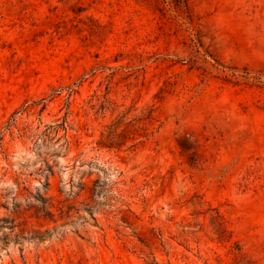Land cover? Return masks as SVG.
Wrapping results in <instances>:
<instances>
[{
    "label": "rangeland",
    "instance_id": "rangeland-1",
    "mask_svg": "<svg viewBox=\"0 0 264 264\" xmlns=\"http://www.w3.org/2000/svg\"><path fill=\"white\" fill-rule=\"evenodd\" d=\"M0 264H264V0H0Z\"/></svg>",
    "mask_w": 264,
    "mask_h": 264
},
{
    "label": "trees",
    "instance_id": "trees-1",
    "mask_svg": "<svg viewBox=\"0 0 264 264\" xmlns=\"http://www.w3.org/2000/svg\"><path fill=\"white\" fill-rule=\"evenodd\" d=\"M139 241H140L141 243H144V242H143L142 240H140V239H139ZM146 245H147V244H146Z\"/></svg>",
    "mask_w": 264,
    "mask_h": 264
}]
</instances>
